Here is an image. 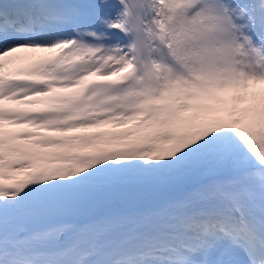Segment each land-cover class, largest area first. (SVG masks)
Wrapping results in <instances>:
<instances>
[{
    "label": "snow or ice",
    "instance_id": "snow-or-ice-1",
    "mask_svg": "<svg viewBox=\"0 0 264 264\" xmlns=\"http://www.w3.org/2000/svg\"><path fill=\"white\" fill-rule=\"evenodd\" d=\"M0 264H264V0H0Z\"/></svg>",
    "mask_w": 264,
    "mask_h": 264
}]
</instances>
